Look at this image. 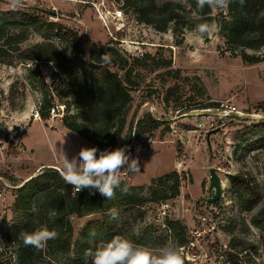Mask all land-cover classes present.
<instances>
[{
    "label": "rangeland",
    "instance_id": "1",
    "mask_svg": "<svg viewBox=\"0 0 264 264\" xmlns=\"http://www.w3.org/2000/svg\"><path fill=\"white\" fill-rule=\"evenodd\" d=\"M167 1L181 3L183 16L202 13L188 0H24L20 9H35L40 18L72 30L87 49H114L110 66L122 79L126 70L132 69V80L138 83L131 91L134 104L125 137L112 150L125 147L132 158H138L141 170L124 175L123 181L140 186L174 171L181 176L178 196L159 203L145 192L142 207L121 210L117 229L96 231L95 239L123 235L135 243L159 246L171 237L183 248L185 264H222L235 254L228 249L231 241L243 240L257 263L264 264V231L252 223V217L264 205V145L249 146L234 154L237 134L264 121L253 116H226L219 126L210 127L211 119H201L196 115L200 111H195L229 102L245 113L264 115V61L248 65L241 57L246 52L264 58V46L243 48L226 38L221 23L231 18L228 9L216 13L210 9L209 24L216 27L203 37L194 35L193 28H182L175 34L173 25L158 29L141 19L142 2L152 16L156 7ZM0 9L11 10L8 0H0ZM263 11L264 0H248L243 16L252 21ZM157 18L163 27L164 16ZM18 32L24 34L23 42L0 39V136H15L0 163V241L5 245L0 251V264H18L22 253L31 264H83L84 252L69 261L50 241L43 251L32 247L26 251L25 246L5 237L17 188L49 168L29 161L30 153L23 150L22 143L25 127L29 125L26 139L45 158L54 151L61 161L64 153L71 159L83 146H93L77 133L82 146L75 135L47 129L65 125V119L72 122L82 118L71 82L63 71V66L73 71L80 67L72 41L58 33L45 39L26 24L11 27L8 33ZM41 43L53 46L58 64L25 58V49ZM36 112L41 116L39 121L33 119ZM147 113L162 124L153 128L145 119L139 126ZM201 121L207 123L200 128ZM9 125L12 131L7 129ZM211 167L218 169L223 185L222 198L215 203L204 201L210 193ZM239 172L258 184L259 196L252 210L243 209L232 190L230 177ZM101 218L100 213L71 216L75 237L89 221ZM175 222L179 225L170 229V223ZM40 226L41 222L36 223L35 228ZM46 226L57 230L51 222ZM183 241L192 242L191 248L184 247Z\"/></svg>",
    "mask_w": 264,
    "mask_h": 264
},
{
    "label": "trees",
    "instance_id": "2",
    "mask_svg": "<svg viewBox=\"0 0 264 264\" xmlns=\"http://www.w3.org/2000/svg\"><path fill=\"white\" fill-rule=\"evenodd\" d=\"M195 3L196 0H188ZM248 0L241 4L239 0L231 3L228 7L231 18L221 23V32L226 38L231 40L236 46L243 48L258 49L264 46V11L257 14L252 21L246 20L243 16V8ZM184 9L181 3L167 1L157 6L155 13L149 16L147 7L142 2L141 19L148 24L154 25L158 29H165L168 25H173V32L178 34L182 28H194L198 23H210V9L206 6L199 15L183 16ZM39 11H13L0 9V39L16 40L23 42L24 34L21 32L9 34L11 27H20L23 24L31 26L43 38L49 39L51 35L58 33L72 41L76 62L79 64L77 71L63 66V71L67 74L74 95L77 111L81 115V120L69 122L64 120L65 126L88 140L93 146L105 149H113L120 142L128 117L132 111L134 97L132 89L138 85L131 77L132 69H127L124 78L112 71L110 60L101 61L102 54L115 52L114 49L101 47L98 49H87L78 35L63 25L42 19ZM164 16V26H159L158 18ZM0 49V60L2 59ZM27 60L30 61H51L58 64L53 46L48 43L36 44L23 51ZM85 59L81 58V55ZM243 61L248 65L258 64L264 61L261 56L250 55L243 52ZM206 108V107H205ZM42 115L47 116L42 110ZM147 119L153 128H158L162 122L153 118L150 113L138 122L139 126ZM134 120L131 122V127ZM245 145V146H244ZM264 145V123L258 124L254 129L241 132L235 137L234 154L237 155L242 150H247L249 146L257 147ZM243 147V148H242ZM233 192L245 210H252L259 196V187L256 180H252L244 172H239L230 177ZM124 184H127L123 181ZM129 185V184H127ZM181 176L174 171L153 179L148 185H129V194L116 192V198L106 200L99 193L89 195L87 189L80 193H74L72 186L65 184L60 176V172L49 167L48 170L24 181L21 187L15 192V201L12 204L13 216L7 228L5 237L11 243L23 245L19 239L22 230L33 231L36 223L41 222L46 226V222H51L59 232V237L50 242L60 247L61 255L66 260H76L88 247L90 233L96 231L113 232L117 229L118 219L113 220L110 211L116 209L120 214L124 208H140L145 203V192L156 202L164 203L175 198L180 193ZM123 186V185H122ZM141 212V211H140ZM94 213L102 214L101 219L92 220L87 223L78 237L74 235V226L70 217L77 215L84 217ZM49 214V218L45 215ZM143 215L140 214L142 219ZM252 223L264 231V205L252 217ZM179 225V222L170 223L169 228ZM192 242L183 241V246L191 248ZM232 254L222 264H258L252 256L251 248L243 240H232L228 246ZM28 251L29 247L25 246ZM25 253L21 254L18 264L27 263Z\"/></svg>",
    "mask_w": 264,
    "mask_h": 264
},
{
    "label": "clouds",
    "instance_id": "3",
    "mask_svg": "<svg viewBox=\"0 0 264 264\" xmlns=\"http://www.w3.org/2000/svg\"><path fill=\"white\" fill-rule=\"evenodd\" d=\"M72 2L75 3L76 0ZM233 2L235 0H196V6L201 11L207 6L216 13L228 9ZM239 2L243 4L244 0ZM8 3L13 11L24 7V0H8ZM215 27L214 23L211 25L198 23L192 29V33L203 37ZM108 59L109 54L101 55L102 62ZM7 129L12 131L13 126L9 125ZM140 170L138 158H132L125 147L100 150L92 146L82 147L71 159L64 153L59 172L65 184L72 186L74 193L87 189L89 195L99 193L106 200H113L116 198L117 190L122 194H129L130 188L123 183V176ZM110 216L117 220L119 213L112 209ZM58 237L57 230L49 229L45 225L33 231L22 230L19 233V239L24 246L38 251L45 250L48 242ZM95 237V232L90 233V246L83 253V264H185L183 248L171 237L159 246L135 243L123 235H114L107 240H96ZM4 247L0 241V251Z\"/></svg>",
    "mask_w": 264,
    "mask_h": 264
},
{
    "label": "built area",
    "instance_id": "4",
    "mask_svg": "<svg viewBox=\"0 0 264 264\" xmlns=\"http://www.w3.org/2000/svg\"><path fill=\"white\" fill-rule=\"evenodd\" d=\"M195 111L197 112L200 111L196 115L201 116V119H207V118L211 119L210 127L219 126L220 123H222L223 117L226 116H237V117L253 116L255 118H258L260 121H264L263 114L245 113L242 110L238 109L237 106H235L234 104H230L229 102H220V104L214 108H205ZM33 119L34 120L41 119L39 112L33 114ZM205 123H207V121L206 122L201 121L199 127L200 128L203 127ZM14 137H15L14 135H11L10 138H8L7 136H0V163L1 161L4 160L3 159L5 157L4 154H6L5 151L11 144V141L14 139Z\"/></svg>",
    "mask_w": 264,
    "mask_h": 264
},
{
    "label": "crops",
    "instance_id": "5",
    "mask_svg": "<svg viewBox=\"0 0 264 264\" xmlns=\"http://www.w3.org/2000/svg\"><path fill=\"white\" fill-rule=\"evenodd\" d=\"M33 121H31L30 123H33ZM35 121H39V120H35ZM28 127L29 125H27L24 129L22 143H23V150H25L26 152L28 151L30 153L29 161H31V163L33 164H39L40 168L51 167V168L60 169L61 159L57 156V154L54 151H51L50 157L45 158V156H41L39 154V149L36 146H34L32 143H30L29 140L26 139L25 135ZM47 129H52V130L61 129L62 131H65L70 135H75L76 139L80 142L81 146L83 145L81 143V140L79 139V136H77V134L74 133L73 131L67 129L64 124H61L56 128H47Z\"/></svg>",
    "mask_w": 264,
    "mask_h": 264
},
{
    "label": "water",
    "instance_id": "6",
    "mask_svg": "<svg viewBox=\"0 0 264 264\" xmlns=\"http://www.w3.org/2000/svg\"><path fill=\"white\" fill-rule=\"evenodd\" d=\"M53 15H56L54 12H51ZM219 128L215 131H218ZM210 174V184H209V196L206 201L207 203H215L222 198L223 195V185L221 177L218 174V169L211 167L209 169Z\"/></svg>",
    "mask_w": 264,
    "mask_h": 264
}]
</instances>
